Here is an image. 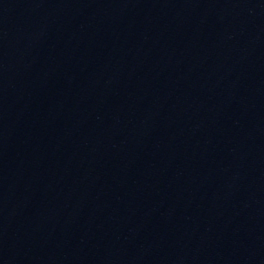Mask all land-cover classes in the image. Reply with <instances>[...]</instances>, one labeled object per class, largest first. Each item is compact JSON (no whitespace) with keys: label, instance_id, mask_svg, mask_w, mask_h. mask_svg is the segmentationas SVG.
I'll use <instances>...</instances> for the list:
<instances>
[{"label":"water","instance_id":"water-1","mask_svg":"<svg viewBox=\"0 0 264 264\" xmlns=\"http://www.w3.org/2000/svg\"><path fill=\"white\" fill-rule=\"evenodd\" d=\"M0 264H264V0H0Z\"/></svg>","mask_w":264,"mask_h":264}]
</instances>
